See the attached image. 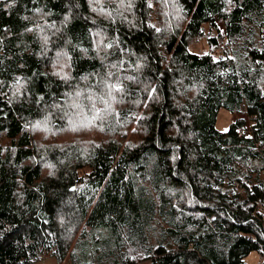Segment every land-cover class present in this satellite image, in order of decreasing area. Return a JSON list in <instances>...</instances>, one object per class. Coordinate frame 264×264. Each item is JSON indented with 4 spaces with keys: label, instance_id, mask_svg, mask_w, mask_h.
Segmentation results:
<instances>
[{
    "label": "trees",
    "instance_id": "obj_1",
    "mask_svg": "<svg viewBox=\"0 0 264 264\" xmlns=\"http://www.w3.org/2000/svg\"><path fill=\"white\" fill-rule=\"evenodd\" d=\"M168 1L0 0V264H264V0Z\"/></svg>",
    "mask_w": 264,
    "mask_h": 264
},
{
    "label": "rangeland",
    "instance_id": "obj_2",
    "mask_svg": "<svg viewBox=\"0 0 264 264\" xmlns=\"http://www.w3.org/2000/svg\"><path fill=\"white\" fill-rule=\"evenodd\" d=\"M173 1V0H172ZM169 1L166 0L165 1V8H163V2L159 3V10L160 11H164V9H167ZM168 13L166 12L165 15H167ZM170 24V22H169ZM190 50L192 52H196V53H204L207 52L208 48L206 43L203 40H199L195 43H193L190 46ZM234 117L232 114H230L228 111L222 110L220 112L219 115V120H218V129L221 131H226L230 124L233 122ZM70 141V138H62L60 140H58V142L60 143H66L67 141ZM68 263V257L66 258V260L64 262H59L57 258L55 257H46L44 258L41 262H39L38 264H67ZM245 264H263V258L261 257V255L258 252H252L248 258H246L245 260Z\"/></svg>",
    "mask_w": 264,
    "mask_h": 264
},
{
    "label": "water",
    "instance_id": "obj_3",
    "mask_svg": "<svg viewBox=\"0 0 264 264\" xmlns=\"http://www.w3.org/2000/svg\"><path fill=\"white\" fill-rule=\"evenodd\" d=\"M73 190H75V188H73Z\"/></svg>",
    "mask_w": 264,
    "mask_h": 264
}]
</instances>
